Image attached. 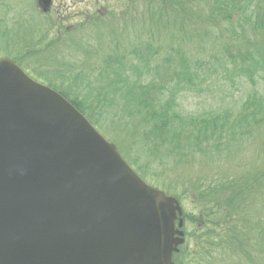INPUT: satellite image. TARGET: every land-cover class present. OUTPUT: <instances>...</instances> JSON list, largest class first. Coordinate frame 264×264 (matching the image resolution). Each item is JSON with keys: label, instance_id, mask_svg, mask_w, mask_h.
Here are the masks:
<instances>
[{"label": "trees", "instance_id": "obj_1", "mask_svg": "<svg viewBox=\"0 0 264 264\" xmlns=\"http://www.w3.org/2000/svg\"><path fill=\"white\" fill-rule=\"evenodd\" d=\"M142 1L136 19L132 4L108 12L112 19L87 17L85 23L112 26L104 43L91 44V73L70 76V90L49 86L97 129L125 132L137 151L131 164L148 159L135 168L141 177L154 167L169 175L183 166L199 172L182 193L163 188L179 200L189 193L203 233L195 259L184 263L187 252L175 253L174 264H264V94L257 89L264 79V0ZM226 84L232 97L245 84L253 89L239 108L182 109L184 96ZM196 217L195 209L184 213L185 220Z\"/></svg>", "mask_w": 264, "mask_h": 264}, {"label": "water", "instance_id": "obj_2", "mask_svg": "<svg viewBox=\"0 0 264 264\" xmlns=\"http://www.w3.org/2000/svg\"><path fill=\"white\" fill-rule=\"evenodd\" d=\"M183 214L63 94L0 59V264H174Z\"/></svg>", "mask_w": 264, "mask_h": 264}, {"label": "rangeland", "instance_id": "obj_3", "mask_svg": "<svg viewBox=\"0 0 264 264\" xmlns=\"http://www.w3.org/2000/svg\"><path fill=\"white\" fill-rule=\"evenodd\" d=\"M131 4L133 8L132 10L130 8V15L133 17L144 10L142 0H134V3L129 2L128 7L125 0H53L50 12L42 11V8L39 9L38 0H0V59L9 57L24 68L34 79L47 85L53 82L61 89L70 90L73 86V84L69 83L70 76L79 72L83 73V75L91 73L89 69L94 59V49L91 44L96 45V40L104 43L106 32L112 27L109 24V20L107 21L109 25L100 26L96 22L85 23L86 18L96 15L106 20L112 19V17L107 18L108 12L120 13L121 11H126L127 8L129 11ZM136 4L139 9L135 14L134 8ZM120 20L123 19H113V23L118 21L120 26L118 24L117 26L121 27ZM81 24H85V26L81 27ZM148 26L146 27L147 29ZM157 31L159 32V38L162 39L163 31H161V27L160 31ZM118 36L126 43L123 35ZM56 38H58L57 41H55ZM251 89L253 88L250 84L240 86L232 97L229 96L232 93L231 87L226 84L221 85L218 90L216 89L212 93L206 92L202 96H184L180 102L185 112L196 114L215 108L223 109L231 106L239 108L242 102L247 99ZM257 89L264 94V79L259 82ZM91 101L89 99L90 103ZM98 130L109 141L116 142V144L121 142V144L115 145L124 156L126 154L129 157L128 162L134 167L131 164V161H134L130 158H135L137 151L130 148L128 135L120 129L109 126L106 129ZM253 155L256 154H251L249 157ZM147 160L142 158L141 161L135 164L134 169H139L138 166H144L148 162ZM141 172L142 176L146 175L151 182L147 179L145 181L164 190L171 196H174V192H167V188L174 187L177 192L182 193L186 187H193L195 178L191 179V177L199 174V172L189 166L178 168L175 172L177 174L174 175L164 174L163 169L160 167ZM177 175L179 178H177ZM186 178L189 179L190 184L186 185L187 181L184 182ZM171 182H174V184H171ZM179 201L184 212H191L195 209L197 214L195 219L197 221L185 220L183 227V230L186 231L185 242L181 245L178 253L183 255V252H187L188 255L186 254L184 260V263H186L189 260L193 261L197 256L195 253L199 247V236L203 233L201 222L198 219V210L194 208L189 193L184 195ZM176 258H180V256L174 255V262Z\"/></svg>", "mask_w": 264, "mask_h": 264}, {"label": "flooded vegetation", "instance_id": "obj_4", "mask_svg": "<svg viewBox=\"0 0 264 264\" xmlns=\"http://www.w3.org/2000/svg\"><path fill=\"white\" fill-rule=\"evenodd\" d=\"M42 5V4H41ZM38 7H39V9H41V7H40V5H39V3H38ZM52 7V6H51ZM43 11V10H42ZM48 12H50V11H48Z\"/></svg>", "mask_w": 264, "mask_h": 264}]
</instances>
